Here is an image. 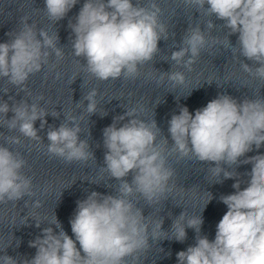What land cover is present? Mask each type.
<instances>
[{"label": "clouds", "instance_id": "9594fccd", "mask_svg": "<svg viewBox=\"0 0 264 264\" xmlns=\"http://www.w3.org/2000/svg\"><path fill=\"white\" fill-rule=\"evenodd\" d=\"M198 10L205 9L224 21L229 36L238 34V52L247 60L258 64L253 68L244 63L242 68L254 77L264 80V0H184ZM78 0H45V11L55 23L64 19ZM205 5H208L205 8ZM161 8L156 0H148L147 6L133 4L132 0H86L75 17L69 22L74 39L71 41L73 55L83 57L84 70L101 81L135 79L140 66L152 61L160 51L158 41L168 39L166 26L160 22ZM21 17V27L8 35V42L0 43V78L24 91L30 75L42 70L54 52L58 59L64 56L57 47L58 34L49 35L35 24ZM209 29L215 24L210 20ZM38 36L40 38H38ZM208 41L199 26L189 28L178 51L170 59L191 71ZM235 53L228 39L227 45ZM51 50V52L49 51ZM187 57V59H185ZM167 78L182 85L185 76L180 71L168 72ZM163 76H161V81ZM96 89L84 97L88 101L86 112L97 113ZM11 99V98H10ZM43 100V97H37ZM11 111L13 117L5 119L8 129L17 130L29 140L40 141L34 123L41 121V129L49 115L38 103L21 101L11 108L7 102L0 103V114L4 117ZM138 109H127L124 115L114 117L113 123L103 130L106 171L120 181L116 195H103L92 191L85 199L77 201V207L69 223L73 239L53 215L52 227L42 230L30 241L29 246L37 249L35 256L24 259L21 264H126V258L139 262L138 253L150 248L149 238L160 240L163 219L151 221L142 214L129 199L140 194L149 205L159 203L160 198L171 192L169 181L174 175L167 167L168 156L178 154L183 158L195 157L200 162H214L211 171L224 179L238 177L233 166L251 164L250 179L241 188L239 179L232 185L235 192L222 195L220 201L227 211L220 219L214 240L200 235L202 215L186 220L188 228L197 233L196 243L177 253L178 264H264V154L245 157L264 146V99H248L238 102L230 95L220 94L194 114L181 107L179 114L169 120L168 132L173 141L168 148L164 138L159 144L157 136L161 129L153 119L151 123L137 118ZM54 117L59 113L50 114ZM107 115L105 112L103 115ZM129 117L127 122L125 118ZM80 120L68 114L58 128H49L47 153L63 159L66 163L87 162L95 159L86 139L81 140ZM119 125V126H118ZM10 144H20L17 136L7 137ZM26 160L19 152L0 146V203L15 202L25 196H33L32 179L22 174ZM226 164L227 170L221 166ZM133 174L131 183L123 179ZM221 179L216 183H222ZM209 194L210 202L213 198ZM205 204V206L207 205ZM40 201L34 207H40ZM28 217H25L24 223ZM36 221L39 227L42 221ZM185 212L173 221L172 235L163 239L184 242L187 238ZM77 242L79 248H77ZM19 244V243H18ZM17 244V245H18ZM163 251V249H161ZM83 253V255H82ZM0 264H18L13 257L0 256Z\"/></svg>", "mask_w": 264, "mask_h": 264}, {"label": "water", "instance_id": "95a60500", "mask_svg": "<svg viewBox=\"0 0 264 264\" xmlns=\"http://www.w3.org/2000/svg\"><path fill=\"white\" fill-rule=\"evenodd\" d=\"M85 2L78 0L66 17L55 23L47 17L45 0H0V43L8 42L11 39L8 34L19 30L21 17H28V23L35 24L37 31L43 28L49 35L57 33V47L64 53L63 58L58 59L53 52L48 64L43 65L40 72L29 76L23 86L24 91L9 84L6 78H0V103L7 102L11 108L21 101L29 104L35 102L50 114L59 113L56 117L50 114L45 116L47 123L43 129L41 121H35L34 127L40 141L23 137L18 129H8L5 119L10 120L13 112L9 111L5 117L0 114V146L19 152L26 160L21 171L32 179V191L35 193L15 202L0 203V256L13 257L18 264L35 256L37 249L30 247L29 243L38 236L42 237L44 228L52 227L55 232L59 231L55 225H50L54 214L64 231L75 239L69 221L74 215L77 201L85 199L92 191L103 195L118 194L121 182L111 177L104 168L107 149L103 144V130L113 123L114 117L124 115L127 109H138L137 118L149 123L154 119L161 129L157 143L166 138L168 148H171L173 141L168 132V122L173 114H179L181 107L186 106L194 114L195 110L205 107L220 94L230 95L238 102L245 98L264 99V80L250 75L242 68L244 63L249 64L253 70L259 65L239 54L238 34L229 36V30L223 26L224 21L215 15H208L205 9L198 10L194 5L185 4L184 0H156L161 8L159 20L167 28L168 39L158 41L160 51L152 61L140 66L137 78L126 80L121 77L107 81L95 78L84 70V58L73 55L71 41L74 35L68 26L70 21L75 22ZM132 2L139 6L148 4V0ZM210 20L215 24L211 29L207 27ZM196 26L202 29L208 43L189 71L182 65H176L170 56L173 51L184 46L182 40L187 30ZM228 39L236 46L235 53L231 47L226 46ZM173 71L184 74L182 85L168 80L166 73ZM93 89L98 93L97 113L89 116L86 112L88 101L84 97ZM40 96L43 100H37ZM105 112L107 115L101 116ZM68 114L76 116L78 120L83 116V120H80L82 131L78 135L81 140L88 141L95 159L66 163L47 153L49 128H58L67 122ZM128 119L131 118L126 117L121 123ZM10 136L19 137L20 144L8 143L6 138ZM258 154H264V146L259 149L253 146V151L241 157V160ZM166 166L174 171L169 186L175 187L161 197L159 203L149 205L138 193L129 197L136 207L142 209V214L149 217V236L154 227L151 221L163 219L161 239L156 241L149 238L150 248L147 252L137 254L140 257L138 264H178L177 253L196 243L197 233L187 227L186 220L199 215L203 217L200 235L207 236L210 241L214 240L216 227L227 211L220 197L235 192L232 185L237 179L241 181L242 189L246 187L252 167L251 164L243 163L233 166L238 177L224 179L223 174L215 176L212 173L214 162H200L194 156L181 159L178 154H173L168 156ZM221 166L233 170L226 164ZM132 178L133 174L129 173L123 179L131 183ZM219 179L223 182L216 183ZM208 193L213 198L207 203ZM37 200L41 204L38 208L34 207ZM182 212H185L186 240L181 243L175 239H163L164 235H172L173 221ZM25 217L28 219L23 224ZM35 220L42 221L39 227ZM126 264L137 262L133 257H128Z\"/></svg>", "mask_w": 264, "mask_h": 264}]
</instances>
